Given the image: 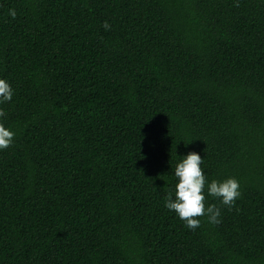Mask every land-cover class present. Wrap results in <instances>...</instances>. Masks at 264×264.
<instances>
[{
	"label": "trees",
	"instance_id": "trees-1",
	"mask_svg": "<svg viewBox=\"0 0 264 264\" xmlns=\"http://www.w3.org/2000/svg\"><path fill=\"white\" fill-rule=\"evenodd\" d=\"M0 79V264H264V0H0ZM192 151L241 192L195 230Z\"/></svg>",
	"mask_w": 264,
	"mask_h": 264
},
{
	"label": "clouds",
	"instance_id": "clouds-1",
	"mask_svg": "<svg viewBox=\"0 0 264 264\" xmlns=\"http://www.w3.org/2000/svg\"><path fill=\"white\" fill-rule=\"evenodd\" d=\"M102 26L105 30L111 27L107 21ZM13 95L14 90L10 83L6 79H0V105L11 101ZM5 117L6 112L0 108V151L10 147L15 137V132L4 124ZM203 163L204 159L195 151L183 156L174 170L177 182L165 199V207L170 212L174 211L191 230L200 226L201 220L198 217L207 216L212 224L220 222V210L211 204L206 207V197L216 198L221 204L231 208L241 195L239 181L235 178L209 182L201 167Z\"/></svg>",
	"mask_w": 264,
	"mask_h": 264
}]
</instances>
